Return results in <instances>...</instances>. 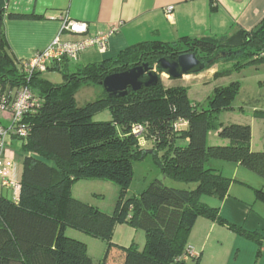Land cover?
<instances>
[{"label":"trees","instance_id":"1","mask_svg":"<svg viewBox=\"0 0 264 264\" xmlns=\"http://www.w3.org/2000/svg\"><path fill=\"white\" fill-rule=\"evenodd\" d=\"M7 2L0 0V96L28 86L40 104L23 116L26 136H15L22 142L24 155L19 199L0 194V264H95L86 243L67 235L68 229L107 242L100 264H108L114 249L120 252L118 264H202L199 256H185L187 237L199 217L226 224L256 241L260 257L262 237L258 232L227 222L218 207L200 200L202 195L223 199L233 181L211 165V160L239 163L264 178V150L252 149L251 126L219 122V113L233 101L236 83L217 87L207 110L190 101L184 86H168L162 77L153 87L130 89L123 96L110 97L104 90L102 97L83 106L77 104L74 92L83 84L101 85L106 76L137 65L148 63L155 68L161 57L176 59L185 52L195 53L203 61L220 52L228 53L226 58L244 53L247 56L237 61L238 66L264 61V19L256 27L261 26L258 31L183 36L173 43L143 41L114 59L90 63L72 73L62 71L61 65L49 66L48 70L63 73L65 81L57 84L43 78L40 71L28 79L22 63L9 54L6 15L11 19L34 16L8 13ZM105 109L111 111V119L96 121L94 117ZM255 116L264 119V112L257 111ZM137 125L143 127L140 135L134 132ZM211 130H218L228 143L209 144ZM142 139L152 144L151 151ZM179 141L187 143L180 145ZM149 153L154 154L163 176L194 183L195 188L168 186L156 178L140 194L129 196L134 163ZM96 179L119 187L112 213L73 196L74 183ZM257 193L264 198V190L257 189ZM121 223L145 232L142 250L136 244L126 247L113 242L114 229Z\"/></svg>","mask_w":264,"mask_h":264},{"label":"crops","instance_id":"2","mask_svg":"<svg viewBox=\"0 0 264 264\" xmlns=\"http://www.w3.org/2000/svg\"><path fill=\"white\" fill-rule=\"evenodd\" d=\"M170 6L173 10L168 14ZM7 12L34 16L25 19L5 17L8 52L19 62L31 60L38 52L49 47L58 35L64 40L77 41L116 29L107 51L102 52L95 45L89 46L81 53L79 60H65L61 64L62 71L72 73L87 64L114 59L123 50L143 41L173 43L183 36L221 37L238 29L252 31L264 19V0H8ZM67 20L86 22L88 32L83 35L63 32ZM212 71H215L214 66ZM254 118L263 120L255 115ZM16 139L14 135L9 136L12 143ZM186 143L179 141L180 145ZM226 143L227 140L222 141V144ZM147 144L144 141V145ZM251 147L253 150H264V144H255L254 132ZM7 156L14 161L13 178L20 182L24 160L21 148L17 150L7 146ZM224 163L223 160H211V165L223 174V167L233 165L234 173H229V176L224 174L233 179L229 194L223 199L201 196L200 200L211 207H218L221 217L227 222L247 232H258L262 237L261 256L257 257L259 245L256 241L226 224L205 217H199L189 232L186 249L193 248L202 264H264V198L257 193V189L264 190V178L239 163ZM101 181H77L72 186L73 196L112 213L119 187L109 186L113 195L109 202H105L107 186ZM5 188L0 181V194L3 195ZM19 193L17 196L14 194L13 200L19 199ZM138 194L140 192H134L133 196ZM128 195L132 196L129 192ZM257 204L260 205L259 209H256ZM66 233L89 245L87 234L74 229H68ZM113 242L126 247L136 244L142 250L146 235L141 229L121 223L114 229Z\"/></svg>","mask_w":264,"mask_h":264},{"label":"rangeland","instance_id":"3","mask_svg":"<svg viewBox=\"0 0 264 264\" xmlns=\"http://www.w3.org/2000/svg\"><path fill=\"white\" fill-rule=\"evenodd\" d=\"M245 56L247 55L243 53L235 57L221 58L213 65L215 71L212 72L211 69L213 66L200 73L184 77V79H169L170 77L166 74H162L161 77L163 82L168 83L169 85L184 86L187 89L190 101L193 102V104L198 105V107L203 110L209 109L211 97L214 95L217 87H225L231 85L232 83H236L237 90L233 101L228 109H224L219 113V122L225 126L231 124L250 125L252 132H254L255 144L262 145L264 144V119H256L254 118V115L257 111L264 112V61H247L245 64L238 66L237 61L239 60L238 62L240 63ZM221 71L223 74L216 76V73ZM43 78L57 84L65 81L63 73L60 71H48L43 75ZM104 93V87L102 85L83 84L75 90L74 97L77 104L79 106H83L89 102L99 99L104 95ZM111 116V111L109 109H105L99 112L94 119L96 121H108L111 119ZM2 122L7 125L6 120H2ZM218 132V130L210 131L209 143L211 145L222 144L224 139L219 136ZM141 143L144 145L143 139ZM7 146L9 148L19 150L22 146V142L20 139H16L14 143H12L8 138ZM145 146L147 151H151V143H148ZM225 162L226 163L224 164H235L229 161ZM223 168L225 175L229 176L234 173L233 165H226V167ZM134 169L135 173L129 189V193L132 196L134 192H142L147 185L156 178H161L168 186L177 185L188 189L195 188L194 183L188 184L176 182L170 177L163 176L160 165L156 163L153 153H149L143 160L136 161L134 163ZM239 173V175H242L241 172ZM101 182L107 186L105 192V202H109L111 195H113V191L109 189V186L117 189L118 186L110 181L103 180ZM143 185L145 186L143 187ZM3 195L8 199L14 198L13 190L7 188L3 190ZM202 196H205L203 198H206V195ZM259 206L260 205L257 204L256 209H259ZM86 237L89 241V245L87 246L88 253L93 258L95 264H100L107 251V242L90 235H86ZM117 252H119L117 249L112 251L108 264H118Z\"/></svg>","mask_w":264,"mask_h":264},{"label":"built area","instance_id":"4","mask_svg":"<svg viewBox=\"0 0 264 264\" xmlns=\"http://www.w3.org/2000/svg\"><path fill=\"white\" fill-rule=\"evenodd\" d=\"M172 10L173 7L170 6L167 13L171 14ZM62 31L83 35L88 32V25L83 21L67 20ZM115 31L116 29H112L108 33L77 41L64 40L58 35L49 47L38 52L31 60L21 62L23 71L30 79L35 71L47 72L49 66L61 65L65 60H79L81 53L89 46H98L102 52H105ZM39 104L40 99L28 86H22L12 91L10 95L0 96V116L2 120L7 121V125L0 121V181L2 186L12 189L15 196L20 192L21 185L13 178L14 161L7 156V140L10 135L26 136L27 128L22 124L23 116ZM181 126L182 123L177 124V128ZM134 132L140 135L143 132V127L141 125L135 126ZM185 256L197 257L198 253L189 247Z\"/></svg>","mask_w":264,"mask_h":264},{"label":"water","instance_id":"5","mask_svg":"<svg viewBox=\"0 0 264 264\" xmlns=\"http://www.w3.org/2000/svg\"><path fill=\"white\" fill-rule=\"evenodd\" d=\"M260 27L255 28V31H258ZM227 56L228 53L220 52L207 61L201 60L195 53L190 52L181 53L176 59L172 56H163L157 61L155 68L148 63L137 65L106 76L101 85L110 97L123 96L130 89L138 91L157 85L161 78L159 71L170 78H182L186 75L200 73L215 61Z\"/></svg>","mask_w":264,"mask_h":264}]
</instances>
